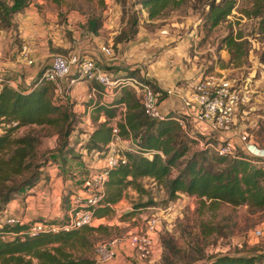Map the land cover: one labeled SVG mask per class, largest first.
Listing matches in <instances>:
<instances>
[{"label": "rangeland", "instance_id": "1", "mask_svg": "<svg viewBox=\"0 0 264 264\" xmlns=\"http://www.w3.org/2000/svg\"><path fill=\"white\" fill-rule=\"evenodd\" d=\"M26 1L32 4L40 14V26L43 27V33L53 32L51 35L58 36L60 44L65 45V48L61 46L60 51L55 54L64 57L72 54L86 55L94 59L95 63H97L95 56L86 54L90 50L96 53V36L90 38L89 33L85 31L88 19L92 18L96 21L97 18L103 21V16L106 17L111 12L114 13L116 4L115 30L120 32L118 31L119 33L114 36L115 41L123 40L135 28V22L144 21L140 6L135 4L137 0H103L102 5H98L96 0H58V3L53 0ZM209 2L210 0H185L178 7L167 8L161 14L149 19L148 24L156 27L168 24L169 27V22L182 23V26L171 27L177 29V33L181 35L184 33L187 35L192 30L188 36L187 54L190 60L198 66L199 75L210 72L220 75V71H222L226 77L251 74L255 80L259 81L262 72L261 65L264 66V38L257 33L258 18L246 17L240 12L241 9L249 6V1L234 0V6L230 13L213 27H209V22L206 20ZM143 15L146 17L145 10ZM15 26L16 24L12 21L9 24L0 22V30L3 31L15 28ZM42 31L39 30V32ZM238 33L245 41L247 54L239 66L228 65L229 56L221 39L227 34ZM16 43L20 48L19 53L21 46H28L27 41L22 38H17ZM111 48L115 53V48L113 46ZM71 51L76 52L71 53ZM257 83L261 85L260 92L259 88L256 89L260 94V100L254 104L252 103L254 100H251L244 106L248 111L246 114L248 119L242 122L245 123L243 129L251 139L264 148V80ZM78 85H85L87 89L90 86L84 81ZM91 85L95 86L93 83ZM81 99L84 98L79 95L78 100L69 102L68 99V102L67 100L62 102L67 104L68 108L65 112V121L62 120L61 113H59L54 115L57 117V122L53 125H30L20 127L13 132V136H19L31 130V133L39 140L36 146L35 161H41L43 165L47 157L57 155L58 147L63 152L67 149L71 150L64 163H59L60 160L55 159L51 160L48 165L47 163L44 165L50 166L53 162L58 164L59 174L65 181L63 196L79 183L80 178L86 174L88 165L92 162L91 157L94 150L87 149L85 145L90 131L96 127L94 119L96 113L94 110H90L87 113L89 119L86 120L81 113L76 112L79 105L85 107L89 104ZM53 100L56 103L61 101L55 95ZM75 103L79 105L75 106ZM2 127L4 125L0 128ZM65 127H69V131L66 137H62L60 133L64 131ZM59 142L60 144H58ZM61 142H64L65 146H61ZM43 167L41 173H43ZM138 182L143 192L127 186L123 191L122 198L110 205L108 214L99 218L94 216L91 225H86L97 228L86 234V239L90 240L92 245L88 248H79L76 252L77 256L93 264L96 259V245L112 241H115L113 243L115 254L107 264H196L219 253L264 255V209L251 210L246 205L231 206L224 203L213 206L200 205L196 197L191 198L186 194L184 200L178 198V200L168 201L162 187L155 185L149 178H140ZM26 189L15 193L13 198L18 194L26 193ZM46 189L48 190L47 195H51L50 188L47 186ZM62 195L59 197V214L53 215L51 218L60 223L66 219L67 211V208L61 204ZM55 197L56 193L53 200ZM16 198L22 199L20 196H16ZM148 200H151L153 204L138 206ZM180 204L181 208H179ZM168 206H170L169 210H167ZM150 215H155L159 219L154 236V249L149 259L139 260L126 247L125 241L130 233L143 226L145 219ZM11 216L17 217L16 215ZM42 219L45 218L36 217L31 220ZM2 223L0 222V225ZM253 229H259L260 235L250 236L249 233Z\"/></svg>", "mask_w": 264, "mask_h": 264}, {"label": "trees", "instance_id": "2", "mask_svg": "<svg viewBox=\"0 0 264 264\" xmlns=\"http://www.w3.org/2000/svg\"><path fill=\"white\" fill-rule=\"evenodd\" d=\"M53 1L58 3V0ZM184 1L137 0L135 4L145 10L147 19H151L167 8L178 7ZM248 1L249 6L240 12L246 17L258 18L257 33L264 38V0ZM96 2L102 5L103 0ZM25 4L26 0H0V22L9 24ZM207 6L206 20L209 27H213L230 13L234 0H210ZM100 21L97 18L96 21L88 19L86 30L95 32ZM136 25L137 22L134 24L135 28L123 39L134 34ZM221 42L229 56L228 65L239 66L247 54L245 41L238 33L227 34ZM39 75L29 88L21 91L6 85L5 79L0 82V127L4 125L0 128V211L15 193L36 184L41 168L48 161L56 159L60 160L59 163H64L71 151L67 149L63 152L58 147L57 155L47 157L43 165V162L35 161L39 140L31 130L13 136V132L20 127L55 124V114L61 113L60 116L65 121L67 104L53 101V85L47 81H39ZM122 75L132 76L134 71L126 70ZM118 89L119 93L106 106L89 104L88 107L95 113L102 111L110 119L117 106L124 104L123 122L117 124V132L122 138L133 139L139 153L125 152V164L108 170L104 196L93 208L96 218L109 213L110 205L122 198L127 186L143 192L138 182L140 178H149L155 185H160L168 201L183 193L196 197L200 205L224 203L231 206L246 205L251 210L264 209V169L261 165L252 163L245 156L229 159L208 148L196 147V140L189 137L170 115L150 119L143 114L138 97L131 88L122 85ZM94 119L96 120V115ZM68 131L69 127H65L60 135L66 137ZM110 138L108 120L100 122L91 131L85 147L101 152ZM61 146H65V143L61 142ZM69 193L67 191L61 197V204L66 208L69 207ZM150 204L153 203L148 200L138 206ZM54 220L46 222L60 223ZM32 222L34 220L0 225V264H91L77 256L76 252L79 248L92 245L86 239V234L95 231L97 227L83 226L67 231H43L28 235L26 231ZM196 264H264V255L217 254Z\"/></svg>", "mask_w": 264, "mask_h": 264}, {"label": "built area", "instance_id": "3", "mask_svg": "<svg viewBox=\"0 0 264 264\" xmlns=\"http://www.w3.org/2000/svg\"><path fill=\"white\" fill-rule=\"evenodd\" d=\"M99 50L107 58L112 56V51L108 46L102 45ZM25 51L26 47L21 46L22 57H25ZM261 71V78H264L263 65H261ZM67 78L68 84L73 83V78H79L90 85L83 96L89 104L106 106L115 96V89L127 85L137 95L145 116L150 119L165 117L159 109V97L162 92L156 89L151 82L143 77L116 76L112 71L95 63L94 59L86 55L72 54L67 57L53 55L50 63L41 70L38 80L50 82L53 85V97L57 96L61 100L58 103H62L67 100L68 90L61 87V81ZM2 79L4 77L0 73V82ZM254 80L251 74L239 77H226L224 74L216 75L211 72L200 74L190 86L188 95L180 97V101L185 108L194 107L197 118L207 122L210 131L225 135L221 141L214 144L208 140L203 141L196 136L193 137L199 148H208L217 155L229 159L245 156L250 158L252 163L259 164L264 169V148L262 145L253 141L243 128H233L238 112L240 114L244 110V106L259 94L254 89ZM92 83L95 86L91 85ZM165 93L168 94L170 91L167 90ZM124 111L125 106L121 103L117 106L115 114L108 119L111 138L105 144L103 151L97 152L93 149L92 162L88 165L86 174L70 190L66 219L59 224L47 223L46 220H35L27 229L26 234L34 235L43 231H67L91 225L95 218L93 208L101 202L104 196L108 170L125 164V152L139 153L133 139L122 138L118 135L117 124L123 122ZM172 119L185 131V122L181 114L175 113ZM228 134L236 135L238 141L234 142L230 136H227ZM142 154L147 155V153ZM96 161H101L99 166L96 165ZM169 209L170 206L167 210ZM158 220L157 216L150 215L145 219L142 227L128 235L125 241L126 247L137 259L146 260L152 255ZM0 222L14 224L21 220L14 216H4L1 217ZM249 234L252 237H257L260 235V230L253 229ZM114 242L96 245V259L93 264H107L114 257Z\"/></svg>", "mask_w": 264, "mask_h": 264}, {"label": "crops", "instance_id": "4", "mask_svg": "<svg viewBox=\"0 0 264 264\" xmlns=\"http://www.w3.org/2000/svg\"><path fill=\"white\" fill-rule=\"evenodd\" d=\"M37 4L39 5V3ZM115 10H117L116 4L114 5V13ZM140 10L142 11V17L144 16V21L137 22L134 34L127 39L117 41L113 39L120 32L119 30H115V15L113 12L106 17L103 16L104 20L101 21L100 26L95 32L86 30L85 28L90 38H95L96 36V53L90 50L86 54L94 55L99 65L111 68L109 70L116 76L124 74L126 70H133L136 77H143L151 82L156 89L162 92L159 109L163 115H170L172 117L175 113L181 114L185 122L186 134L189 137L193 138L196 136L203 141L208 140L213 144L221 141L225 135L210 131L207 122L197 118L195 109H193L194 107L185 108L180 101V97L188 95L193 81L199 77L198 66L190 60L187 54L188 36L192 33V30L187 35L185 33L181 35L177 33V29L175 30L171 27L176 25L182 26V23L169 22V27L168 24L157 27L149 25V19L143 15L144 10L142 8ZM39 15L37 9L26 1L25 6L11 19L16 24V29L0 30V73L5 79L6 85L14 90L21 91L29 88L35 82L41 70L50 63L51 57L60 51L61 46L65 48V45L60 44L58 36L51 35L53 32L50 34L47 32L43 33ZM39 30L42 32H39ZM162 30L165 32H161ZM17 38H22V40H26L28 43V46H25V57H22L18 52L20 48L16 43ZM102 45L108 46L111 51V47L113 46L115 53L112 52V56L109 58L105 57L99 50ZM75 52L71 51V53ZM28 61H31V63H28ZM220 72L222 74V71ZM261 79L264 80V78ZM261 79L259 81L254 80V89L259 88V92L261 85H258L257 82L262 81ZM73 80L72 84H68V78L61 81V87L68 90L67 102L68 99L69 102L78 100L79 95H82L83 98L87 90L85 85H78L83 80L79 78H73ZM167 90L170 93H165ZM118 93L119 89L116 88L114 92L115 96ZM81 100L86 102L84 99ZM253 100V104L259 101L260 94L256 95ZM74 105L78 106L79 104L75 103ZM88 105H85V107L79 105V109L76 111L81 113L86 120L89 119V114L87 113L90 112ZM247 113L246 108L240 114L238 112L233 124L234 129L243 128L245 123L242 121L248 119ZM86 120L85 122H87ZM107 120L102 111L96 113V126L98 123ZM227 136H230L234 142L238 141L234 134H228ZM196 147H198L197 142ZM49 163L50 161L47 162V165ZM95 163L99 166L101 161H96ZM47 165L43 167V173L40 174V178L34 186L27 188L26 193H23V195H16L22 199H18L15 196L6 203L3 210L0 211V219L7 215H16L21 222H27L36 217L45 218L42 220H51L53 215L57 216L59 214V197L64 192L65 181H63L59 174L58 164L52 163L50 166ZM42 177L44 179H41ZM47 186L50 188L51 195H47ZM55 193L56 200H53ZM184 196L185 194L179 193L173 200H178V198L184 200ZM189 197L194 198L193 196ZM181 207L180 204L179 208Z\"/></svg>", "mask_w": 264, "mask_h": 264}]
</instances>
